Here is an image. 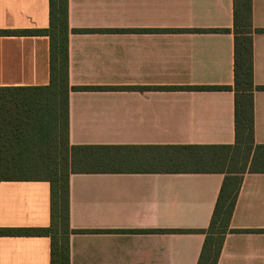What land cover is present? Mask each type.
<instances>
[{
	"label": "crops",
	"instance_id": "crops-1",
	"mask_svg": "<svg viewBox=\"0 0 264 264\" xmlns=\"http://www.w3.org/2000/svg\"><path fill=\"white\" fill-rule=\"evenodd\" d=\"M48 9V0H0V30L46 29ZM67 22L69 84L100 87L69 92L70 145L138 147L145 156L234 145L232 90L152 88L233 86V0H67ZM251 24L264 29V0H251ZM252 64L254 85L264 86V31L252 33ZM49 81L47 36L0 35V87ZM253 145L264 146V90L253 92ZM223 179L71 173L69 226L81 231L69 237L70 264H197ZM49 223L48 181L0 180V228ZM229 228L216 264H264V171L242 174ZM0 264H50L49 238L0 236Z\"/></svg>",
	"mask_w": 264,
	"mask_h": 264
},
{
	"label": "trees",
	"instance_id": "trees-1",
	"mask_svg": "<svg viewBox=\"0 0 264 264\" xmlns=\"http://www.w3.org/2000/svg\"><path fill=\"white\" fill-rule=\"evenodd\" d=\"M46 29L0 30V35L49 38L50 81L46 86L0 87V180H45L50 185L47 227L0 228V236H45L50 264H70L69 237L81 230L69 226V175L101 170L165 171L224 174L197 264H216L223 238L232 231L229 219L247 170L264 171V146L253 145V83L251 0H233V86L152 87L153 89L232 90L234 145L164 146L157 156L138 147L74 146L68 142L67 0H48ZM150 87H108L147 89ZM255 148V149H254ZM263 158L255 163V152ZM252 150H254L253 156ZM249 165V166H248ZM185 232L184 230H174Z\"/></svg>",
	"mask_w": 264,
	"mask_h": 264
}]
</instances>
